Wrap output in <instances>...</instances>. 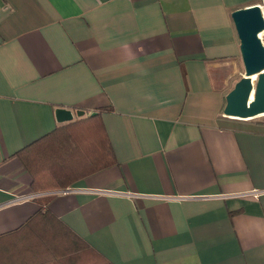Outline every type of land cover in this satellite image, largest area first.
Segmentation results:
<instances>
[{
    "label": "crops",
    "instance_id": "1",
    "mask_svg": "<svg viewBox=\"0 0 264 264\" xmlns=\"http://www.w3.org/2000/svg\"><path fill=\"white\" fill-rule=\"evenodd\" d=\"M255 4L0 0V264H264V122L224 115ZM60 127L83 175L34 192L18 152Z\"/></svg>",
    "mask_w": 264,
    "mask_h": 264
},
{
    "label": "trees",
    "instance_id": "2",
    "mask_svg": "<svg viewBox=\"0 0 264 264\" xmlns=\"http://www.w3.org/2000/svg\"><path fill=\"white\" fill-rule=\"evenodd\" d=\"M89 119L91 120L93 118ZM81 120L83 119H78L66 127L73 126L72 128H74L76 127L74 125ZM62 128L63 127L55 129L45 137L24 147L18 152V156L21 158L23 164L32 176L31 188L34 192L67 188L83 175V173L79 174L76 170L77 166L74 160L76 146L75 138L71 133H68L69 130H67V132H62ZM98 142V158L96 160V165L92 170L103 169L115 163L111 147L105 137L99 134ZM53 196V194H48L41 196L40 198L43 200H50ZM38 217H42V219L48 221V224L45 223V225H49L50 220L54 221L53 224L50 225L60 223L53 212L50 210H44L43 208H40L34 213L32 218L28 220V223H31ZM50 263L64 264L58 259L47 260L42 264ZM98 264L113 263L103 260Z\"/></svg>",
    "mask_w": 264,
    "mask_h": 264
},
{
    "label": "water",
    "instance_id": "3",
    "mask_svg": "<svg viewBox=\"0 0 264 264\" xmlns=\"http://www.w3.org/2000/svg\"><path fill=\"white\" fill-rule=\"evenodd\" d=\"M232 18L240 40V52L245 74L226 95L224 115L236 119H252L264 115V8L260 4L233 11ZM82 116L84 111L76 112ZM93 112L92 115H95ZM59 122L74 118L65 107L56 109Z\"/></svg>",
    "mask_w": 264,
    "mask_h": 264
},
{
    "label": "rangeland",
    "instance_id": "4",
    "mask_svg": "<svg viewBox=\"0 0 264 264\" xmlns=\"http://www.w3.org/2000/svg\"><path fill=\"white\" fill-rule=\"evenodd\" d=\"M232 119H233L232 121H235V123L244 121V119H236V118H232ZM252 119H253V121H256V122H264V115L258 116L256 118H252Z\"/></svg>",
    "mask_w": 264,
    "mask_h": 264
},
{
    "label": "built area",
    "instance_id": "5",
    "mask_svg": "<svg viewBox=\"0 0 264 264\" xmlns=\"http://www.w3.org/2000/svg\"><path fill=\"white\" fill-rule=\"evenodd\" d=\"M262 6V5H261ZM263 7V6H262ZM264 8V7H263ZM262 41L264 43V32L261 34Z\"/></svg>",
    "mask_w": 264,
    "mask_h": 264
}]
</instances>
